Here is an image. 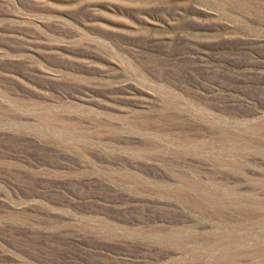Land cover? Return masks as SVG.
<instances>
[{"label": "rangeland", "instance_id": "obj_1", "mask_svg": "<svg viewBox=\"0 0 264 264\" xmlns=\"http://www.w3.org/2000/svg\"><path fill=\"white\" fill-rule=\"evenodd\" d=\"M0 264H264V0H0Z\"/></svg>", "mask_w": 264, "mask_h": 264}]
</instances>
